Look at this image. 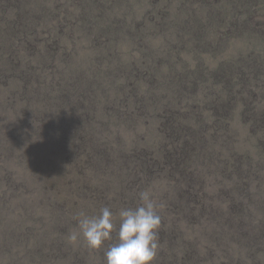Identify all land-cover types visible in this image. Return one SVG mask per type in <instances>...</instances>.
I'll list each match as a JSON object with an SVG mask.
<instances>
[{
    "label": "rangeland",
    "instance_id": "374dc122",
    "mask_svg": "<svg viewBox=\"0 0 264 264\" xmlns=\"http://www.w3.org/2000/svg\"><path fill=\"white\" fill-rule=\"evenodd\" d=\"M13 4L0 0V13L6 11L9 19H15L14 12L19 10V28L34 30L30 38L35 41L33 36L37 35L40 43L45 42L48 46L42 49L22 46L18 53H13L15 58L23 60V64L28 59L36 64L41 50L46 47L48 49L43 51L47 52L55 48L59 57L58 69L62 68L70 75L78 91L85 92L87 101L83 106L90 110L86 115L88 119L83 117L85 121L78 116L79 111H67L59 124L51 121L39 123L31 114H22L20 109L27 104L12 94L23 87L18 74L22 65L12 66L10 57L5 62L7 74L0 79V264H106L104 251L109 242L112 244L114 241H107L103 248L92 250L82 236L75 243L69 240L72 232L79 231L77 217L80 213L98 215L101 208L108 206L117 214L115 223L118 228L119 210L135 207L140 202L139 190L131 196L127 191L128 200L113 197L110 202L102 203L98 197L79 189L85 176L83 170L80 171V164L86 157L82 151L83 141L92 136L94 149L99 142L105 141L113 146V155L120 157L130 149L135 153L144 150L155 160L163 162L162 152L171 146V137L159 129L162 115L159 111L164 108L165 101L168 100L169 107L176 109L180 123L201 131L206 129L201 115L205 117L207 109L201 113L196 108L203 101L195 94L204 97L205 90L209 88L211 97L224 93V80L207 75L221 72L223 62H241L243 55L251 51L257 53V72L252 74V80L257 77V118L258 114H264V0H20ZM165 4L170 20L165 24L155 22L149 11H158ZM79 10H87L84 21L74 18ZM25 12L28 14L22 18ZM235 15L239 21L248 19L250 22L239 28L233 23L235 20H231L232 32L225 36L226 21ZM188 21L191 25L183 27L182 23ZM201 26L204 27V37L212 44H200L194 29ZM165 51L171 54L169 63L156 61L151 72L153 81L139 83L140 87L152 92L149 98L155 94V102L143 104L140 112L118 117L116 109L123 106H119L116 99L120 91L115 89L124 82L123 71L127 72L128 63H141L150 53L148 57L155 54L161 57ZM197 67L204 69V78L195 94L186 96L180 93L179 87L172 91L168 88L166 76L175 70H197ZM92 71L104 79L101 85L92 86L95 93L85 89L81 79V73L91 76ZM126 74L129 75L128 72ZM114 75L117 78L112 83ZM71 100L67 98L64 106L70 109ZM249 101L238 93L231 101L227 100L230 102V114L220 120L219 127L226 137L214 138L207 127L199 138L201 143L207 140V144H203L208 152L223 153L224 156L235 153L243 156L247 166L257 167L256 180L250 186L252 198L245 201L250 204L254 217L263 223L264 118L257 119L256 127L248 114ZM134 104L135 101L130 99L126 112L131 113ZM33 106L39 104L33 102ZM194 107L196 111L192 110ZM183 137L187 139V136ZM178 141L181 143L180 139ZM197 158L187 165L202 174L197 188L204 194L216 196L215 204L222 206L227 216L218 213L214 219L203 213L202 217L190 220L180 216L177 221L184 231L183 238L196 244L201 253L215 250L214 257L207 256L202 264H219L224 259L255 264L257 254L264 253L241 243L248 240L243 237V225L239 220L235 222L236 226L224 224L226 217L231 216L229 201L224 194L223 197L218 194L224 188L221 186L228 184L227 179L222 178L220 169L216 171L214 165L203 158L196 162ZM102 164L99 167L98 163L99 168L97 164H91L94 170L91 167V171L86 172L88 178L92 176V184L101 185L110 194L118 193L121 181H124L122 173L115 171L111 161ZM162 164V168H153L158 169L157 173L146 170L148 177L142 191L153 192L164 207L176 193L180 177H177L178 171L171 160ZM244 214L247 215L246 212ZM246 224L249 234H254L256 227L260 229L264 225ZM159 248L166 251L160 239ZM260 258V264H264V255Z\"/></svg>",
    "mask_w": 264,
    "mask_h": 264
},
{
    "label": "trees",
    "instance_id": "16d2710c",
    "mask_svg": "<svg viewBox=\"0 0 264 264\" xmlns=\"http://www.w3.org/2000/svg\"><path fill=\"white\" fill-rule=\"evenodd\" d=\"M6 1H11L16 4L20 0ZM5 5L9 6L8 3H5ZM165 6H167V4L162 6L158 11H149V15L155 20V22L161 21L165 24L170 20V18H168L169 10H167ZM86 11L87 10H79L78 13L74 14V18L77 21H84V14ZM73 13L74 12H71V14ZM0 14V79L5 78V75L7 74V65L5 62L9 57L12 66L17 67L19 64L22 65L18 74L22 78L21 82L23 83V87L16 92H12L13 95L20 97L23 100V103L27 104L26 106L21 107L20 110L22 114H31L32 118L39 123L43 121H51L52 123L56 122L59 124L60 122L58 121L61 120L64 114L67 111L71 112V110L73 111L74 109L79 111L78 116L88 119L86 115H88L90 109L83 106L87 101L86 94L83 90L81 91V89L78 91V87H76L70 75L66 74L62 68L58 69L59 57L55 54V48H51L49 51L44 52L48 49L46 48L48 46L45 45V42L40 43L37 35L33 36L35 37V41L30 38L31 33H34V30L29 31L24 27L19 28L21 23L18 20L19 10L14 12L15 19H9L10 16L6 11H2ZM20 14L19 16H21ZM27 14L28 12H25L22 18ZM34 18H36L35 15ZM3 20L6 21L2 22ZM231 20H235L233 23H236V25L238 24L236 27L239 28H241L243 24L247 25V21L250 22L248 19L239 21V18L236 17V15L233 16L230 20L226 21L225 28L227 30L225 29V36H230V33L232 32L230 29ZM189 23L190 21L186 24L182 23V26H188ZM194 32L199 36V41L200 44L202 43V46L209 43L212 44L204 37L205 33L203 26L198 27L197 29L195 28ZM22 46L32 47L33 49L39 47L42 49L43 46H46L43 49L44 51L41 50L39 63L34 64L28 59L26 61L27 63L25 62L23 64L21 63L23 60L15 58L13 53H18ZM37 52H39V50ZM149 55H151V53ZM144 56H147V53L144 52ZM148 56L143 58L141 63L138 64L129 62L127 68L129 75L126 74L127 72L125 73V71H123L125 75L124 82L118 85L115 89L116 91H120V93L117 94L116 99L118 100L119 106L120 104L123 106L122 108L116 109L118 117H120V115L127 117L134 112H140L143 104L146 105V103L155 102V94L153 95V98H149V96H152V92L140 87L139 83H144L145 80L147 82L153 81V75L151 73L152 67L155 66L156 61L160 63H169L168 61L171 54L166 52L162 54L161 57H157L156 54L151 57ZM120 68L122 70V67ZM197 68L199 69L193 70L187 68L182 71L175 70V72L170 74L173 77H170V75L166 76V83L169 86L168 88L172 91L179 87L181 89L180 93H185L186 96H188L189 93L195 94V90L201 83V79L204 78V69H202V67ZM220 68L221 72L207 76L216 80L223 79L226 91L219 94L217 97L210 96V88L205 90L204 97L200 94H195L203 101L200 105L196 106V108L200 109L201 113L207 109L206 116L204 117L201 115V119L203 118L205 121V128L207 129L208 127V132H210L214 138L220 137L221 135L226 137L225 132L219 131L220 120L230 114V102H227V100L231 101L234 96H236V93H238L240 97H247L250 100L247 104L249 106L248 114L251 116L256 127L257 119L264 118V114L262 113L261 115L258 114L257 118V77H254L252 80V74L254 71L257 72V53L251 51L249 54H244L243 58H241V62H223ZM171 71L172 70H170V72ZM116 78V75H114V79L110 82L113 83ZM81 79L83 87L93 93H95V91L92 86H95V84L101 85V82L104 81L102 76L96 71H92L91 76L81 73ZM67 98L72 99L70 109L64 106L67 104ZM130 99L135 101V104L131 113H128L126 111L129 110L128 102ZM8 100L11 99L8 98ZM31 101L35 104L38 103L39 106H33V102ZM63 101L65 103H63ZM169 105V101H165L164 108L162 111H159V113L162 114L159 129L166 132L168 137H171V146H169L170 148L168 151L162 152V155L164 156V159H162L163 162L171 160V162L174 163L173 167L178 171L177 177H180L178 181L180 184L176 189V193L172 196V200L166 202L164 207L160 209L162 222L158 236L166 246V251L162 252L161 250H158V254L153 264H202V261L207 256L214 257L215 255L214 249H208V252L201 253L196 248V244L188 239H184V231H182L180 223L177 221L180 216L188 217V220L198 219L202 217L203 213H205L207 217L214 219L218 213H224V215L226 214L227 216V211H223L222 209L224 208L222 206L215 204L214 199L216 196L204 194L202 190L197 188L200 178H202V174L196 173L194 169L187 166L188 164H191L197 156L200 158H197L196 162L198 160L202 161L203 158V160L210 165H214L215 170L220 169L219 173L223 176L222 178L227 179L228 184L222 185L221 187L224 188L220 191L221 194L220 192L218 194L222 197L224 194L226 196L224 198L229 201L228 206L230 207L231 216L229 218L226 217L224 224H227V226H236L235 222L239 220L240 225H243L244 227L243 237H245V239L248 238L247 241H241V243L252 249L257 248V252H260L261 254L264 253V225H262L264 222L262 223L254 217L250 204L245 201L246 198H252L253 191L250 186L252 181L256 180V177L254 176H257V167L254 166L251 161L249 162L253 166H247L243 156L235 153L224 156L223 153L214 154L208 152L206 148H204V144H207V140L205 143H201L199 138V135L204 133V130L206 129L201 131L200 129H194L180 123L178 112L176 109H173V107H169ZM196 108L194 107L192 110L196 111ZM82 121H85L84 118ZM226 127H229V125L226 124ZM65 129H67V127H65ZM183 136H187V139L185 140V137ZM92 138L93 137L90 136L83 141L84 148L82 151L85 153L86 157L85 161L80 164V171L83 170L82 173H85V176L84 179L81 180L82 184L78 187L85 192H89L88 194L98 197L102 203H106L107 201L110 202L113 197H115V199L122 197L123 199L128 200L129 193H127V191L130 192V196L138 193V190L139 192L142 191L148 177L146 170H151L153 173H157L158 169L162 168V165H164L162 164L163 162L155 160L154 157L149 156V152L144 150L135 153L133 149L127 151L124 149L125 152L122 156L119 157L117 154L113 155V146L105 143V141L99 142L98 146L94 149V147L91 146ZM178 139H180L181 143H179ZM137 159L140 160V162H137ZM110 161L113 163L115 171L122 173L123 175L118 176H122V179H124V181L122 180L123 182L121 181V188L118 193L114 191L112 194L108 192V189H102L101 185L92 184V176L88 178V174H86L88 170L91 171V167L94 170V167L91 164H97L98 167V163H100L99 167H101L103 166L102 162L109 163ZM155 163H157L156 166L153 165ZM139 164H142V166L139 167ZM160 164L161 166H158ZM156 167L158 168L157 170L153 169ZM208 196L212 201L208 199ZM219 209L222 211L217 212ZM195 211H198V214ZM244 212H246L247 215L244 214ZM245 215L248 219H245ZM246 223H249V225L260 224L262 227L260 229H257L256 227L255 233L249 234L247 232L248 228L245 229V226H247ZM114 232V237L111 240L114 241L113 243L117 242V232ZM245 239L242 240L244 241ZM218 241L220 243L222 242L220 240ZM109 244H111V242H109ZM217 246L215 247L217 248ZM163 247L164 246H162V248ZM176 247L180 248L173 250ZM56 249H59V247H56ZM170 250L173 251L172 254L169 253ZM263 255L259 256L257 254V261H255V264H260V257ZM235 261L237 262L224 259L219 264H241V261Z\"/></svg>",
    "mask_w": 264,
    "mask_h": 264
},
{
    "label": "clouds",
    "instance_id": "9594fccd",
    "mask_svg": "<svg viewBox=\"0 0 264 264\" xmlns=\"http://www.w3.org/2000/svg\"><path fill=\"white\" fill-rule=\"evenodd\" d=\"M139 201L135 207L119 210L118 229L117 214L108 206L101 208L98 215L80 213L79 231L72 232L69 240L75 243L82 236L89 249L99 250L113 239L112 233L116 231L117 242L104 251L106 264H153L159 249L163 205L149 190L139 192Z\"/></svg>",
    "mask_w": 264,
    "mask_h": 264
}]
</instances>
